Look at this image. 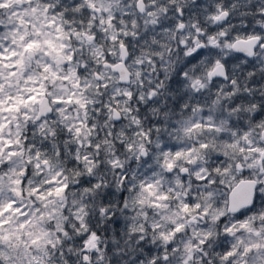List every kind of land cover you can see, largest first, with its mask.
Masks as SVG:
<instances>
[{"label":"snow or ice","instance_id":"snow-or-ice-1","mask_svg":"<svg viewBox=\"0 0 264 264\" xmlns=\"http://www.w3.org/2000/svg\"><path fill=\"white\" fill-rule=\"evenodd\" d=\"M229 11L238 24L202 31ZM262 82L264 6L249 0H0V264H43L57 244L89 264L113 232L134 264H190L209 245L217 264L264 255ZM109 121L151 154L115 140L140 155L109 160L90 135ZM112 169L118 194L100 179Z\"/></svg>","mask_w":264,"mask_h":264},{"label":"clouds","instance_id":"clouds-1","mask_svg":"<svg viewBox=\"0 0 264 264\" xmlns=\"http://www.w3.org/2000/svg\"><path fill=\"white\" fill-rule=\"evenodd\" d=\"M249 2L253 5V7L260 8L264 6V0H249ZM251 11V9H249ZM236 17V18H234ZM240 19L238 18V12L232 13L229 11V15L222 16L219 21L210 22L204 19L202 16L200 18V27L203 32H208L211 29H215L218 27H226L231 23H239ZM185 34L187 35V29L185 30ZM201 42H203L201 40ZM175 51V49H173ZM167 59V57H166ZM171 63L173 65H176L177 67L180 66V64L177 62L176 59H172ZM242 76V71L237 72V78L240 79ZM259 79V78H258ZM255 87H264V82H262L260 85H256ZM121 108H123V105H121ZM73 113L69 112L68 115H72ZM89 118H91V112H89ZM83 113H81V119H83ZM71 121H64L63 123L67 124ZM137 125H142L146 127V122L139 117L136 121ZM106 133H110V135H107ZM86 136H88V133H85ZM93 139H95L98 135L103 136V139L99 141L101 144V149L104 151L106 149V155L109 160L112 159H119V163L124 165L125 168H127L129 165H132L135 167V164H133V161L136 157L140 155V150L136 147L133 148V151L128 152H120L119 146L114 142L115 140H123L125 144H133V145H143L144 150L147 151L149 154H151V148L147 147V140L141 136H134L132 135L131 131L126 133L125 135L121 136L119 133V130L113 129V123L112 121H109L107 125L102 126L99 129V132H93L90 134ZM107 140V145H105L104 141ZM84 147L80 149L81 155L83 156L88 152V139H84L83 141ZM153 143H156V141H153ZM119 153V157H117L115 154ZM137 164L143 165L144 161L143 159L136 160ZM101 161H97L93 167L95 169L100 168ZM115 172V169H112L111 172H101L100 173V179L101 182L114 189V191L118 194L120 191L119 188V178H116V183H113L114 177L112 173ZM258 180L264 179L261 177H257ZM167 186V182L165 181V187ZM87 208V211L84 213H78L80 216V219L82 222H85L86 217L91 214L95 217L96 212L103 207L101 203V197H96L94 204H87L85 206ZM159 211V210H157ZM106 214L101 215V222L98 224L99 228H103V225L105 223L104 216ZM159 223V221H154L152 217H148V223ZM87 231L86 228H79L78 232L83 233ZM163 231V229H161ZM146 235H151V233H146ZM154 240L156 241V248H167V241H163L160 239V237L157 235ZM96 243L102 244L105 247L100 248V255L99 258H93V245H89V264H134L133 257H137L141 254L140 249L136 247L133 243H128L126 238L122 236H116L115 232H113L110 235H106L101 237L99 241ZM180 250V255L183 256L184 249L183 245L177 243L176 245ZM72 248L71 255L75 260V264H82L81 260V252L76 246H70ZM111 249V250H109ZM60 244H57V247L55 250H50V255L43 261V264H73L71 260L68 259L67 255H57V252L61 251ZM64 252H67V249H63ZM165 253H161L160 255H164ZM166 254L170 257V261L168 264H175V261H173L171 258L173 257V253L168 251ZM159 259V257H158ZM150 258L147 256V254H144V259L141 261V264H149ZM218 257L212 250V245H209L207 249V255L206 256H200L198 252L194 254V259L190 261V264H205V261H207V264H217ZM245 264H264V255L257 251H252L249 253L247 257L243 258ZM161 264H164V262H161ZM237 264H240V261H237Z\"/></svg>","mask_w":264,"mask_h":264}]
</instances>
